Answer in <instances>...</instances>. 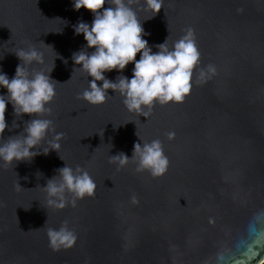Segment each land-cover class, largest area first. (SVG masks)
Segmentation results:
<instances>
[{
    "label": "water",
    "instance_id": "95a60500",
    "mask_svg": "<svg viewBox=\"0 0 264 264\" xmlns=\"http://www.w3.org/2000/svg\"><path fill=\"white\" fill-rule=\"evenodd\" d=\"M125 3L153 52L166 37L172 48L191 29L200 54L183 101L154 102L147 118L129 112L118 91L109 89L96 105L80 96L91 78L71 57L92 49H84L73 26L90 24L89 10H74L72 0H0V72L11 78L20 63L14 53L34 48L42 62L21 61L22 67L30 75L54 67L55 79L45 105L50 112L16 115L6 107L0 145L21 138L31 118L51 120L55 132L32 159L0 160V264H261L264 0H161L151 19L145 0ZM132 68L104 74L115 81L131 77ZM6 92L0 88V95ZM55 133L64 134L60 148L44 155ZM139 140L161 142L168 161L163 174L137 171L135 157L123 167L109 162L119 152L130 157ZM64 164L87 171L96 188L74 207L55 208L42 187L53 175L59 182L56 169ZM65 224L75 242L53 250L47 230Z\"/></svg>",
    "mask_w": 264,
    "mask_h": 264
},
{
    "label": "clouds",
    "instance_id": "9594fccd",
    "mask_svg": "<svg viewBox=\"0 0 264 264\" xmlns=\"http://www.w3.org/2000/svg\"><path fill=\"white\" fill-rule=\"evenodd\" d=\"M147 9L151 10L153 18L162 8L161 0H145ZM107 4V7L104 5ZM74 10L85 8L89 10L93 19L91 23L79 21L73 26L74 33L83 34L86 41L84 49L92 51H77L72 54V61L79 65L89 79V87L80 96L88 103L96 105L105 102L108 90L118 91L123 97L129 112H135L144 118L150 115L154 102L161 105L168 102H182L190 92L194 66L198 63L199 52L195 45L191 29L187 34L175 42L172 48L164 42L154 45L157 51L153 52L148 41L143 37L145 33L141 22L137 20L135 12L125 3V0H72ZM139 53V59L136 55ZM20 63L17 64L14 75L9 78L0 72V88L7 90L6 95H0V135L8 127L5 120V111L10 103L16 115L39 114L50 112L45 105L55 95L53 79L50 75L36 72L30 75L21 65V61L30 64L33 61L42 62V55L34 48L20 49L14 53ZM66 62V61H65ZM129 63L133 64L132 75H119L115 81L108 79L105 72L116 69L122 71ZM208 73L215 74L214 66L208 67ZM201 80L206 78L202 70ZM97 82H100L99 84ZM148 107V111L144 110ZM23 128L24 135L19 139H9L0 145V160L11 163L13 160L22 161L33 158L40 152L33 149L51 131L52 121L49 119H29ZM136 134V133H135ZM63 133H55L49 141L51 147L42 151L47 155L50 150L58 151L59 140ZM172 138L174 133H169ZM140 141V140H139ZM138 158L137 171L150 170L153 176H159L166 171L167 158L163 155L161 142L153 140L150 143L135 142L132 154L129 157L124 152L111 155L110 163H118L123 167L130 158ZM60 180L53 177L47 179L42 187L48 196V205L63 208L67 203L73 207L76 200L85 195L92 196L95 192V182L87 171L77 166L75 169L64 166L56 169ZM66 193H71L73 199L66 200ZM133 202L136 200L133 198ZM46 222V221H45ZM49 246L53 250L71 247L75 242V235L66 224L59 229L47 230Z\"/></svg>",
    "mask_w": 264,
    "mask_h": 264
},
{
    "label": "trees",
    "instance_id": "16d2710c",
    "mask_svg": "<svg viewBox=\"0 0 264 264\" xmlns=\"http://www.w3.org/2000/svg\"><path fill=\"white\" fill-rule=\"evenodd\" d=\"M261 264H264V261Z\"/></svg>",
    "mask_w": 264,
    "mask_h": 264
}]
</instances>
